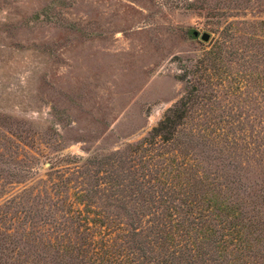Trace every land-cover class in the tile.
I'll use <instances>...</instances> for the list:
<instances>
[{"label":"trees","instance_id":"1","mask_svg":"<svg viewBox=\"0 0 264 264\" xmlns=\"http://www.w3.org/2000/svg\"><path fill=\"white\" fill-rule=\"evenodd\" d=\"M200 1L222 22L216 66L230 64L260 92L262 115L242 146L245 180L229 171L239 164L228 135L213 141L229 121L187 116L198 87L121 148L51 153L44 168L38 152L24 163L0 151V264H264V0ZM35 176L37 185L14 189Z\"/></svg>","mask_w":264,"mask_h":264},{"label":"rangeland","instance_id":"2","mask_svg":"<svg viewBox=\"0 0 264 264\" xmlns=\"http://www.w3.org/2000/svg\"><path fill=\"white\" fill-rule=\"evenodd\" d=\"M200 2L0 0V135L9 137L0 151L24 163L38 152L44 168L51 153L121 148L198 87L192 92L202 95L200 103L194 99L187 116L229 121L227 134L213 141L228 135L231 161L239 164L229 171L245 180L242 146L248 124L258 127L260 92L230 64L216 66L222 22L207 19L195 7ZM37 176L14 189L37 185Z\"/></svg>","mask_w":264,"mask_h":264},{"label":"water","instance_id":"3","mask_svg":"<svg viewBox=\"0 0 264 264\" xmlns=\"http://www.w3.org/2000/svg\"><path fill=\"white\" fill-rule=\"evenodd\" d=\"M194 33H196V31H194ZM209 34L207 31H202L200 34H199V37L202 39V40H206L208 38Z\"/></svg>","mask_w":264,"mask_h":264}]
</instances>
